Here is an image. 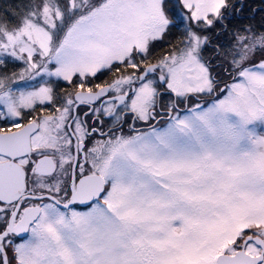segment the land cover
Segmentation results:
<instances>
[{"label":"snow or ice","instance_id":"obj_1","mask_svg":"<svg viewBox=\"0 0 264 264\" xmlns=\"http://www.w3.org/2000/svg\"><path fill=\"white\" fill-rule=\"evenodd\" d=\"M0 264H264V0H0Z\"/></svg>","mask_w":264,"mask_h":264}]
</instances>
